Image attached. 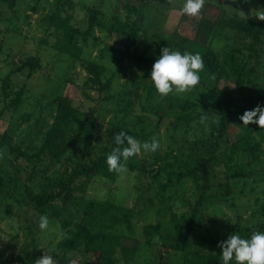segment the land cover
I'll return each mask as SVG.
<instances>
[{"label": "rangeland", "instance_id": "obj_1", "mask_svg": "<svg viewBox=\"0 0 264 264\" xmlns=\"http://www.w3.org/2000/svg\"><path fill=\"white\" fill-rule=\"evenodd\" d=\"M182 4L183 0L0 3V139L6 137L33 157L28 161L11 154L7 146L0 147V264H35L43 253L57 262L104 264L93 254L66 251L60 245L66 237L60 220L80 222L91 200L133 211L129 223L111 230L127 249L116 247L112 264H159L162 245L177 248L167 252V264H182L189 252L221 254L219 242L233 232L247 236L253 229L264 230V161L260 159L264 154L251 133L252 123L246 128L232 125L219 138L215 105L219 97L228 100L239 94L237 79H242L243 97L238 103L246 105L248 96L243 94L251 68L258 84L253 108L264 93V31L257 58L248 50L251 40L225 25L235 16L264 22L254 15L264 11V0H207L202 17L182 15ZM130 6L139 11L132 15L138 22V39L133 44L127 39ZM57 8L79 32L78 57L55 48L63 39L50 23ZM90 16L95 19L91 27ZM165 41L203 57L213 53L216 73L204 68L192 92L161 97L148 78ZM31 58L37 64L33 70L23 66ZM87 64L102 68L100 86L87 84ZM63 98L81 120L92 113L103 124L98 135L104 140L107 132L119 127L141 141L158 138L160 149L129 158L127 171L114 180L102 175L73 177L79 165L89 167L107 154L104 146L93 143L84 149L83 142L71 146L59 160L41 154L43 139L54 122L55 101ZM204 115L207 119L202 122ZM77 129L75 124L65 128V139L69 141ZM205 161L210 162L206 195L211 200L195 212L203 194ZM238 172L249 175L233 178ZM57 195L42 207L29 200V196ZM226 197L223 202L221 198ZM41 214L50 219L49 229L43 232L38 227Z\"/></svg>", "mask_w": 264, "mask_h": 264}, {"label": "trees", "instance_id": "obj_2", "mask_svg": "<svg viewBox=\"0 0 264 264\" xmlns=\"http://www.w3.org/2000/svg\"><path fill=\"white\" fill-rule=\"evenodd\" d=\"M143 2L146 0H142ZM6 2L10 6L14 5V0H0V3ZM89 10V9H88ZM139 14V11L134 7L130 6L128 8V21L130 26V31L127 33V39L132 44L138 39V22L132 19V15ZM90 27L95 25L94 17L90 16ZM51 25L58 32L62 33V42L55 45V48L62 53L78 57L80 55L81 48L78 43V30L69 24L67 18L61 16V9L57 10L52 15ZM225 25L230 30H233L239 35L247 37L251 40L248 50L252 54L256 55L257 58L262 53L263 39L262 34L264 31V23L262 22H252L240 17H233L225 21ZM169 46L170 48H177L179 50L186 51L187 49L183 46L172 45L169 42H164V47ZM128 49V47L126 48ZM127 56V51L121 53L120 61ZM205 68L211 73L215 74L218 69V62L216 56L213 53L204 54ZM260 62L257 61V64ZM36 59H28L23 66H28L31 70L36 67ZM86 70L89 74L87 84L93 86H100V75L102 73V68L94 64H87ZM107 87V84L103 86ZM242 79H237L235 82V89L239 93L237 96L235 93L230 99H225L219 97L216 100V106L219 110L220 127L218 132V137L221 138L228 131V128L232 125L243 126L240 120V116L245 112V110H250L253 108L254 97L253 94L258 93V84L256 79V71L251 68L248 71V80L244 97L248 96V101L246 105L239 104L238 100L242 97ZM103 89V88H102ZM243 98V97H242ZM245 99V98H244ZM243 99V100H244ZM259 104H264V93L261 95ZM257 103V104H258ZM55 115L54 122L51 128L47 131L41 148V154L49 156L52 159L59 160L67 152L71 146L79 143H84V149L91 147L94 144L104 146L105 153L111 152L113 147H115V135L118 134L123 128L113 127L111 132H107V138L104 140L102 136L98 135V132L104 129L102 123L98 121L97 118L93 117L90 113L85 120H81L75 108L72 107L70 102L63 98L57 99L55 101ZM256 104V105H257ZM78 127L77 131L74 132L70 140L65 139V128L72 125ZM261 129L258 125L252 123V132L256 133ZM125 130V129H123ZM129 134L134 135L130 130H125ZM258 145V144H257ZM7 146L11 154H16L19 157H23L26 160H32V156L28 155L26 152L22 151L20 148L13 146L11 141L6 137L0 139V147ZM259 147V146H258ZM118 173L110 171L108 165L106 164V159H101L99 161H93L91 166H78L73 174V177L79 176H98L102 175L107 179L114 180ZM202 190L203 194L198 198L196 202V207L194 209L197 212L198 208L203 205L204 202L210 201L211 196L206 195V190L210 186V162L205 161L202 164ZM249 174L244 172H238L233 176V178H247ZM57 196H48L45 199H38L34 196H29L30 202L34 203L38 207H42L47 203L53 201ZM69 199L67 196L65 200ZM223 202H226L228 198H221ZM133 211L121 206L114 205L110 202H99L95 200L89 201L84 210V216L82 220L78 223L72 224L64 219L60 220V227L65 232L66 237L61 242V247L66 251H75L81 249L85 254H93L96 256L98 263L112 264V255L115 252L116 247H121L123 251L127 249L123 247L120 237L113 234L111 230L115 225L119 223H129L130 217ZM193 220H189L191 223ZM264 228V225H263ZM157 232L160 228H155ZM191 235V230L186 234ZM186 236V237H187ZM175 247L161 246L160 248V263L167 264V252L175 250ZM70 259H60L57 264H70ZM182 264H221L220 254H205L201 255L199 253L189 252L185 254L182 258Z\"/></svg>", "mask_w": 264, "mask_h": 264}, {"label": "clouds", "instance_id": "obj_3", "mask_svg": "<svg viewBox=\"0 0 264 264\" xmlns=\"http://www.w3.org/2000/svg\"><path fill=\"white\" fill-rule=\"evenodd\" d=\"M207 0H183L179 9L182 15L202 17ZM264 20V11L254 13ZM205 68V61L199 52L181 51L177 48L165 46L152 65L149 78L161 97L170 93L184 94L192 92L201 81V71ZM207 116H201L205 121ZM242 124L248 126L254 123L264 128V104H257L240 116ZM115 147L106 156V164L110 171L121 173L127 171L129 158L146 152L155 153L161 147V141L153 137L151 140L141 141L137 137L121 130L115 135ZM38 227L47 231L50 227L48 215L41 214ZM221 264H264V230L253 229L250 235L243 236L238 232L231 233L226 240L220 241ZM35 264H57L54 256L44 254Z\"/></svg>", "mask_w": 264, "mask_h": 264}, {"label": "crops", "instance_id": "obj_4", "mask_svg": "<svg viewBox=\"0 0 264 264\" xmlns=\"http://www.w3.org/2000/svg\"><path fill=\"white\" fill-rule=\"evenodd\" d=\"M262 23H264V22H262ZM253 135L255 137H257V143H258L259 149L261 151V155L264 154V128H261L258 132L253 133ZM260 159L264 161V156L263 155L260 156ZM263 169L264 168H262V170ZM263 186H264V183H263Z\"/></svg>", "mask_w": 264, "mask_h": 264}]
</instances>
